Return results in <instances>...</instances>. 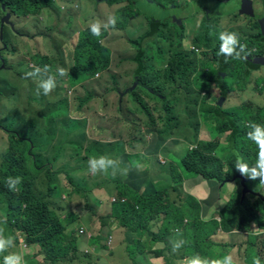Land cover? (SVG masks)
<instances>
[{"label":"rangeland","instance_id":"obj_1","mask_svg":"<svg viewBox=\"0 0 264 264\" xmlns=\"http://www.w3.org/2000/svg\"><path fill=\"white\" fill-rule=\"evenodd\" d=\"M108 1L110 0H56L57 10L49 12L48 16L51 20L47 25H38L36 27L34 25H22V23L27 22V19L20 20L19 25H13L17 40L12 44V51H10L7 45L6 38L0 40V54L6 60L5 62H3V60L0 62V73L7 70L11 71V73L7 72L1 76L2 83L7 82L11 84L10 86L13 88V91H18V96H14L16 92L12 91H3L0 94V164L8 147V137L4 129H6L10 121L16 117L19 122L22 123L23 129L26 130V136H32L36 139L31 146V159L36 161V158L39 165L43 164L39 170L37 168L38 173L35 175L33 191L36 194L43 195L45 200H49L50 206L56 211L65 210V206L67 205L80 208L85 207L86 197L88 199L89 195H92V191L107 192L109 187L115 191L119 168L121 165L124 166L126 155L121 151L114 150L111 146L112 143L108 142V131L113 127L111 132L115 136V141L118 140L116 143H123L121 140H125L124 135L127 133V126L124 119L135 120L139 118L142 120V122H135L134 125L133 123L129 125L130 131L132 129L135 130V128H139L140 130L139 135L141 136V141L139 146L137 143H132L130 145L137 147L136 151L139 149L147 158L151 153L157 151V146L161 152L166 154L172 149L177 153L171 156V158L175 160L180 151H186L191 149V147H195L198 141H209L215 137H219L217 119L202 108L203 105L201 102L203 94L208 95V99L211 97L217 98L221 93V84L226 82L227 84H224L225 88L228 89V94H232L233 96H231L229 100L224 101L223 108H225V110L239 109L240 107L238 106L244 104V102L248 100L251 101L256 109L264 105L263 65H259V71L251 72L249 80L245 81L244 76L246 75L247 69L243 59H234L228 62L225 67L224 75L221 74V64L218 63L219 61H216L217 56L215 55L214 48L218 42V34L222 30L234 31L239 34L241 42L247 45L246 52L248 56L253 59V63L255 57L264 56V48L255 49L256 46H253L259 43V39L261 40L259 35L260 26L259 24L256 25V21H254L255 18H251L240 12L241 6L239 7V0H151L153 3L146 0H132L133 7L131 11L137 9L141 11L144 16L154 17L165 22L168 21V25H175L177 20L181 23L180 25H183V35L180 36L184 37L180 45H178V43L172 45L171 39L163 41L161 34L158 36V39L162 41V47L166 44H170L173 50L171 55L176 53L173 67L176 69L175 75H177V77L182 75L180 61L184 53L188 54V56L184 55L185 61L187 62V69L189 70V77H187V79L190 83V89L193 90L195 94H185L184 104L182 101V92H179L177 95L171 92L169 95L172 85L166 87L169 100L176 97L178 101L180 100V106L174 105L172 107L175 114H180L179 116L184 117L182 122H174L173 126L169 124L168 131L171 129L173 133L170 137L166 138L160 133L167 129V124L165 122L159 121L157 126L153 118H150L148 114L142 113L134 108V105L129 104L126 98H121V101L119 98L120 94L117 96L108 93V87L114 86L109 74L120 75L123 80L120 79L119 83L122 85H130L131 83V71L134 65L130 61L134 56L135 50L132 48L130 40H136L148 30V21L143 16L133 17L127 21L128 27L126 35L125 30L107 31L108 39L106 42L104 40L103 43L105 42V44L110 47L114 58L112 60L110 73H106L103 77L97 75L89 82V87L97 93V98L90 100L80 109H77L78 102L85 94L86 86H78L71 89L67 85L66 88L64 80H61L65 78V76L61 77L57 73V68L64 67L70 71L73 65L69 51L73 49L72 44L76 43V40L73 42L74 35L72 31L74 28L79 26L84 28L96 20L105 22L108 16L126 11L131 0H124L113 5H107ZM252 1L254 2V0ZM254 5L255 9L257 8L256 10L261 11L260 6L256 5V3ZM5 13L6 12L0 9V25L4 22V27L6 26ZM173 19H175V21H173ZM181 19H183V21H180ZM12 20L14 19L8 18V22ZM54 25L56 28L49 34L51 41H46V37L42 38L46 33L44 31H46L48 27L53 28ZM162 29L164 30L163 27ZM57 32H59L64 39L58 35ZM71 35L73 36L70 38ZM171 36L172 35L168 32V37ZM53 37L58 41L53 40ZM57 52L58 55L56 54ZM20 55L25 57L23 62L19 58ZM33 55H46L49 58H55L57 55V58H52L53 63L49 73H43L33 79L25 75L36 68L31 62V57ZM206 63H211V70L205 68L204 65ZM166 64L167 62L165 61L162 66L165 67ZM169 67L164 68V71ZM179 67L181 69H178ZM233 73L236 74V77L233 76ZM48 76H53L55 78L57 87L49 96H45L44 99H41L31 86L33 82L37 83L40 78H47ZM217 79L220 80V84ZM69 89L72 91H69ZM61 99H63V104L60 105L59 101ZM147 102L150 103L151 108L157 104L154 99L151 101L147 99ZM206 105L213 106V103L208 100L206 101ZM16 111H18V115L15 114ZM183 111L186 114L192 111H194V113L187 116ZM154 115L155 117L158 116V114ZM185 121L189 123V130L188 124L186 125ZM107 125H109L110 128L103 132V128ZM120 126H123L125 131ZM158 127L161 130L159 134H156L154 129ZM183 130H185L189 136H186V142H181V146L177 149V140L182 138ZM229 133L232 132L228 131L222 134L221 139H219L220 145L217 151V157L219 159L228 160L229 157H231L228 151L225 153L226 146L224 145L225 138ZM174 138L176 140H174ZM107 142L110 145H107ZM94 144L97 146V149L93 146ZM104 144L107 145L106 148ZM130 146L126 144L124 150L130 152ZM246 147L248 153L253 156L254 147L252 142L251 144L248 142ZM87 148L91 150V156L106 155L117 160L119 168L116 174L114 176L111 174L107 176L103 174L92 175L88 169V160L91 156H89L88 159L83 157V155L87 153ZM33 153H35V155ZM243 155L246 158V154L243 153ZM171 158L169 159L170 161L172 160ZM128 160L130 161V157H128ZM162 160L164 161L166 159L163 157L161 161ZM232 163L233 164L225 162L223 166L227 170H230L234 168L235 160H232ZM252 164H254V162L249 165ZM244 178L245 184L248 179L246 177ZM224 183H218L219 186H223L219 189L217 200H215L213 196L210 197L215 200L214 205L210 206L209 201L205 203V215L214 216V219L218 220H220L218 215L219 209L227 204L235 188L242 187L241 182H239V177L230 182L226 180ZM49 188L52 190L54 189L53 197H47ZM246 190L249 193L250 190L248 188H246ZM254 190L261 195L264 194V186H256ZM171 192L173 191H170L171 200L176 201L179 205L188 197L187 190L183 189L181 186L178 190L174 191V193ZM108 197H111L110 200L113 203L116 201L115 196L111 195ZM5 210L6 208L0 205V222L2 218H4L2 214ZM84 211L85 209L73 211V216L77 220L78 226H81L77 227V230L79 229L80 231V228H83V230L80 231L82 234L85 231V227L87 229L93 228L92 230H96L98 227V217H95L96 213L92 214L93 221L90 223V226L87 227L86 215L85 218L83 217ZM157 221L159 220H156V222ZM149 223L154 226L153 222ZM72 224H75V221ZM155 230H158V228H155ZM105 231L107 232L105 238L107 235L111 234L113 236L112 243H114L115 236L113 235L112 228H106ZM121 231V238H124L125 241L130 238L132 232L125 234L123 230ZM126 231L129 230L126 229ZM180 232H182V237L178 235L173 239L171 237L170 244L171 241L176 239L183 238L186 240L183 231ZM219 232L221 231L219 230ZM17 234H19V236H17V241H14V244L18 242L20 247L15 251L7 250L0 253V264H4V257L11 253L22 255L25 264H45L46 261L42 258H34V260H32L33 255L37 252L35 250H37L38 246L26 242L23 236L20 235V231H17ZM175 234H177V231H175ZM84 237L85 234L81 235V238ZM19 238L23 240V243L19 241ZM222 239L225 240V237H222ZM222 239L219 240H221L224 245L215 243L212 250L217 255H223L224 253L231 254L234 264L240 261L239 253L242 254L241 257L243 260L244 247L235 251L228 245H225H231V242H224ZM110 240L111 239L108 238V242H110ZM244 245L245 244H243V246ZM170 250L172 252V248ZM172 255L174 258L179 257V259H183L190 255L194 256V254H185L183 249H180L178 253L172 252ZM86 263L87 261L83 260L82 264Z\"/></svg>","mask_w":264,"mask_h":264},{"label":"trees","instance_id":"obj_2","mask_svg":"<svg viewBox=\"0 0 264 264\" xmlns=\"http://www.w3.org/2000/svg\"><path fill=\"white\" fill-rule=\"evenodd\" d=\"M53 1L0 0V9L3 8L5 11L17 17L27 18L39 15ZM122 1L124 0H110L107 2V5L118 4ZM146 1L153 3L151 0ZM254 2L261 7V11H257V13L255 11V16L250 17L255 18L256 25H261L260 22L264 17L261 20H259V17L264 15V0H254ZM240 4L241 0H239ZM132 7L133 3L131 0L126 11L115 14L118 22L114 29L126 30L128 27L127 21L133 17L143 16L148 21V33L146 31V34L144 33L136 40H130V44L135 50L134 56L130 61L134 65L132 76L142 86H147L152 89V93H146V95L157 100L160 104L158 110L161 114H159V117L161 121L167 124V129L160 133L167 138L173 133L171 129L168 131L169 124L173 126L174 122L181 123L184 118L179 116L180 114H175L172 107L174 105L180 106V100L178 101L177 97L169 100L168 96L171 92L175 95L179 92L193 95L195 92L190 90V83L187 79L189 76L184 72L187 70V62L185 61L184 55L180 61L182 69L180 67L178 68L182 70V75L177 77L175 75L176 69L173 67L176 53L171 55L173 50L170 44L162 47V41L158 39V36L161 34L163 41L171 39L172 45L175 43L180 45L184 37L180 36L183 35V25H180L181 23L178 22L175 25H168L167 20L165 22L154 17L144 16L137 9L131 11ZM180 21H183V19ZM74 29H78V27ZM47 30L51 31L52 28L49 27ZM107 31H103L102 36L95 37L91 34L88 27L78 34V41L72 52L73 65L69 74L61 79L64 80L66 88L67 85L71 89L78 86H86L85 94L78 102L77 109H80L90 100L97 98V93L90 89L89 82L97 75L102 77L106 73H110L112 52L103 44V41L107 37ZM168 32L172 35L171 37H168ZM259 35L261 40L259 39V43L253 45L256 46L255 49L264 48V34L261 32V26ZM219 45L220 41L218 40L214 51L217 56V61L221 64V74L224 75L227 63L234 59L229 58L228 62L225 63V58L218 55ZM56 54L58 55V52ZM57 55L55 58H57ZM154 57L159 60L160 65L168 59V66H171L165 71L164 68L156 70L151 68L149 63ZM262 57L264 56H258L255 59ZM52 58L54 57L49 58L46 55H33L31 62L41 69V73H49L52 68ZM2 60L5 62L0 54V62ZM243 60L247 69L244 80L248 81L250 73L253 70H258L260 66L259 64H254L253 59L249 56ZM46 65L49 66V71H44ZM233 76L236 77V74L233 73ZM109 77L114 84L111 91H115L122 77L114 74H109ZM217 80L220 84V80ZM224 84H221V93L217 98L211 97L208 99V95L203 94L201 102L203 110L212 114L217 119L219 137H215L210 141H198L195 148L180 151L179 156H177L178 158L176 157L174 160L176 162L168 169V176H170L169 187L164 188L160 185L156 188L155 193L142 195L138 191L129 188L122 181H119V179L116 181V201L111 205V214L108 217L101 218V220L104 221L102 222L103 224H105V221H113L117 224V227L132 231L133 236L135 234L133 242L127 244L128 255L133 260L136 259V254L141 253L138 250V246H145L147 244L152 246L156 242H164L166 248L161 251L162 255H165L166 251L170 254L167 258H174L170 250V239L172 233L177 230L183 231L186 236L187 243L181 248L185 254H194L195 256L203 255L210 260L223 258L225 255V253L223 255L212 254L215 243L224 245L212 238L219 230L225 232L234 230L248 231L251 229V224L254 221L260 223L261 225H258L264 230V198L261 195H257L258 192L256 193L254 190L256 186L261 185L258 179L250 180L247 178L248 181L245 185L234 189L230 200L225 206L219 209L218 215L220 220L214 219V216L208 220L202 217V206L191 194H188L187 199L181 205L171 200L169 188L171 187L173 192L178 190L185 179L194 181L202 178L204 181H216L222 184L226 180L230 181L233 177H237L238 170L235 166L230 170H227L223 166L225 162L233 164L232 160H236L237 155L236 153L234 154L233 150L239 149L240 156L244 160H248L249 164H251V161L255 163L257 159L259 149L255 143L246 138V135L251 130L249 127L251 123L264 125V109H256L251 101L248 100L244 104L239 105V109L225 110L223 103L228 98L229 91L225 88ZM169 85L172 86L170 87L171 89L168 95V92L166 93V87ZM200 86L203 87L202 85ZM5 87L13 91L10 85H6ZM3 91H5L4 88L0 89V94ZM16 95L18 96V94ZM132 100L141 103V98L138 94L133 93ZM208 100L213 103V106L206 105V101ZM182 101L185 104V99H182ZM219 101H222V106L220 107L218 106ZM175 102L177 103L174 104ZM59 104H63V99L59 101ZM183 113L185 112L183 111ZM193 113L194 111L185 114L188 116ZM185 123L186 125L188 124L187 121ZM228 131L232 133L225 138L224 145L226 146L225 153L228 151L231 157L228 160L219 159L217 157V151L220 145L219 139H221L222 134ZM4 132L8 137V147L0 164V205L4 206L6 210L3 213L4 220L0 222V227L4 228L5 236L7 234L11 235L16 242V233L20 231V234L26 242L38 246V255H41L42 259L46 261L45 264H64L75 259L79 261L78 264H82L83 260L87 261L86 264L91 263L87 258L89 255L81 252L77 246V235H79L77 229L72 228L71 231H67V228L72 226V223L76 219L71 212L65 213L67 207H71L73 210L76 208L89 210L87 209V197L86 205L83 208L67 205L65 210L62 211L53 209L50 206L49 200H45L43 195L36 194L33 191L35 175L38 173L37 168L39 170L43 165H39L37 159L34 161L30 157L32 152L29 143L35 142L36 139L32 136L24 137L22 135V123L16 117L10 121L8 127L4 129ZM248 142L250 144L252 142L254 147L253 156L248 153L246 147ZM243 153L246 154V158ZM17 176L22 178L21 183L17 185L18 191H11L7 184L8 178ZM163 184H166V182ZM246 188L250 190L249 193L247 190L244 191ZM48 190L47 197H53L54 189L49 188ZM64 213L65 217L63 218ZM156 220L159 221L156 222ZM149 222H153L154 226ZM155 228H158V230H155ZM102 235L101 232L94 236L90 242L97 243ZM168 236L169 238L167 240ZM253 245L250 244L251 247ZM152 251L151 248L148 253ZM248 251L250 253L247 257V262L252 264L253 258L258 256L262 264H264V239L260 241V249L258 252L252 248L248 249Z\"/></svg>","mask_w":264,"mask_h":264},{"label":"crops","instance_id":"obj_3","mask_svg":"<svg viewBox=\"0 0 264 264\" xmlns=\"http://www.w3.org/2000/svg\"><path fill=\"white\" fill-rule=\"evenodd\" d=\"M56 10H57V4H56V0H54L53 3L49 7L45 8L37 16L27 17V18L26 17H17V16L8 12L9 18L14 19V20L7 22L5 24L6 25L5 27L3 25H0V40H3V38H6L7 45L9 47L10 51H12V49H13L12 44L15 40H17V36H15V33H14L13 25H19V23H20L19 21L25 20V19H27V22L22 23V25H34L35 27L38 25H47L49 23V21L51 20L48 16L49 12L50 11H56ZM82 26H85V25H82ZM88 26L89 25L85 26L84 28L79 26L78 29H73V31H72L73 35H74L73 36L74 37L73 42L75 40H76V42L78 41L79 32L88 28ZM50 28H52V27H50ZM55 28L56 27L54 25L51 31H48L46 29V31H44L46 33L42 36V38L46 37V41L50 40L49 34L51 32H53ZM111 30H115V29H111ZM126 32H127V29L125 30V35H126ZM1 33H3V34H1ZM57 34L62 37V35L59 34V32H57ZM30 38L34 39L33 37H30ZM52 39L58 41L54 37ZM107 39H108V37L105 38V42ZM105 42L103 44H105ZM72 45L74 48L76 43H74ZM108 48L110 49V47H108ZM183 50H185V49H183ZM69 52H70L69 55L72 58L73 49L70 50ZM184 55L188 56L187 53H184ZM19 58L21 59L22 62L25 59V57L22 55H20ZM113 59L114 58L112 55V60ZM166 62H167V64L164 67V66H162L163 63L160 65L159 60L156 59V57H154L153 60L149 63V65L151 68H153L155 70L171 66V65L168 66V59L166 60ZM7 72L11 73L10 70L2 71L0 73V89L4 88L5 91H12V90H9L5 87L6 85H11V84H9L7 82L2 83V77L1 76L3 74H6ZM184 72H186L188 74L189 70L187 69ZM41 74H43V73H40V75ZM131 74H132V71H131ZM121 80H123V78H121ZM31 87L36 93H38L36 82H33ZM112 87L113 86L108 87V90H109L108 93H112V94H115L117 96H118V94H120V97H119L120 100H121V98H126L127 102L129 104L134 105L133 106L134 108L138 109L142 113L148 114L150 116V118H153L156 121L157 126H158L159 121H161V119L159 117L160 111L158 110L160 104L156 100L157 104L151 108L150 103L147 102V99L150 101L152 100V98L150 96L146 95V93H152L151 88H149L147 86H142L141 84H139V82H137L135 80L134 76H132V75H131L130 85L126 86V85L118 84L115 91H111ZM12 92H16V91H12ZM17 93H18V91L14 94V96ZM133 93L139 95V97L141 98V103H137V102H134L132 100ZM38 95L40 96L41 99L45 98V96L42 93H38ZM231 96H233V95L229 94V96L226 100H229L231 98ZM182 99H185L184 93L182 94ZM34 109H36V108H34ZM15 114L18 115L19 114L18 111H16ZM154 114H158V116L155 117ZM124 120H125V124L127 126V133H125V135H124L125 140H121L123 143H121V142L116 143L118 140L115 141V136L111 132L113 130V127L108 131V136H109L108 142L112 143L111 146L114 148V150L115 151H121L123 154H125L127 156V157L125 156L124 166L121 165L119 168L117 180L119 179V181H122L129 188L138 191L142 195H150L151 193H155L156 188H158L160 185H162L164 188L169 187L170 176H168V174H169L168 169L170 168V166L174 165V160L171 158V156H174L177 153L171 149L169 151V153L166 154L164 152H161L159 147L157 146L156 147L157 151L151 153L146 158L139 149H138V151H136L137 147L130 146L132 143H137V145L139 146L140 141H141V139H140L141 136L139 135V133H140L139 128H135V130L132 129L130 131L129 125H131V123H133V125H134L135 122H142V120L139 118H137L135 120H133V119H129V120L124 119ZM161 122H164V121H161ZM187 126H188V130H189V128H190L189 123ZM120 127L124 130L123 126H120ZM109 128H110L109 125L105 126L103 128V132H105ZM154 130L156 131V134H159L161 129L158 127L157 129L155 128ZM229 134H227L226 137H228ZM22 135L24 137H27L26 136V130L23 129V125H22ZM186 136H189V134L187 132H185V130H183L182 138L177 140V142H178L177 143V149H178V147L181 146V144H182L181 142H186ZM174 140H176V139L174 138ZM205 141H207V140H205ZM33 142L29 143L30 147L32 146ZM108 142L106 144L110 145ZM106 144H104L105 148L107 146ZM126 144L131 147L130 152H127L124 150V148L126 147ZM93 146H95V148L97 149V146L95 144ZM30 150H31V148H30ZM92 150H93V147H92ZM233 152H234V154L236 153V155H237V154H239L240 150L236 149V150H233ZM33 154L35 155V153H33ZM91 155H92L91 150L89 148H87V153L84 154L83 157L88 159V157ZM178 156H179V154H178ZM128 157H130V161L128 160ZM163 157L166 160L161 161V159ZM170 158L172 159L171 161L169 160ZM133 161L138 162L139 167L133 166L132 165ZM245 162L248 163V160H245ZM238 174H239V171L237 173V177L233 178L230 181L237 179ZM164 182H166V184H163ZM239 182H240V179H239ZM180 186L183 187V189H186L188 194L193 195V197L196 198L200 202V204L202 206V215L206 214L205 203L209 201L210 206H213L215 200H217V198L219 196V189L222 188V186H219V184L216 181H204L202 178H199V179L194 180V181H191L190 179H185L183 184H181ZM260 186L262 187L264 185H260ZM115 189H116V186H115ZM169 191H172L171 187L169 188ZM171 193H174V192H171ZM111 195L116 197L115 191L110 187L107 189V192L92 191V195H89V197H88L89 203H88L87 209H89V210L84 211L83 217L85 218V215H86V222L88 224L87 227H89L90 223L93 221V218H92L93 215L92 214L96 213L95 217H98L97 218L98 227L96 230H92L93 228L87 229L85 227V231L83 232V234L79 231V229L77 230V232L79 234V235H77V246L81 250V252L89 255L87 257L91 261V263H89V264H167V263L168 264H189V260L192 257H194L195 255L194 256H191V255L186 256L183 259H179V257H177L175 259L173 257L167 258L168 256H170V254L167 253L166 251H165V255H162L161 251L166 248L164 246V242H156L152 246H150L148 244L145 246H138V250L141 253L136 254V259L133 260L128 255L127 244L133 242V239L135 238V234L133 233L134 236L132 234H130V238L126 239V241H125L124 238L120 237V235H122L121 230H123V233H125V234H127L128 232H132V231H126L123 228L117 227V224L113 221H109V222L105 221V224L102 223L104 221H102L101 218L108 217L111 214V205L113 202L110 200L111 197H108ZM257 195H261V194L257 193ZM106 196H107V198H106ZM211 196H213L215 200L211 199L210 198ZM261 196L264 198V194ZM89 204H90V207H89ZM78 209L79 208H76L73 210L71 207L70 208L67 207V210L65 211V213L71 212L73 214V211H76ZM65 213L62 216L63 218L65 217ZM2 215L4 216V214H2ZM204 218L206 220H208V219H212L213 217L212 216L208 217L207 215H205ZM2 220H4V218H2ZM258 224H260V223H256L255 221L252 222L251 229L248 231H238V230H234L231 232L221 231L223 234L218 231L216 234H214L212 236V238H214L217 242L223 243L219 239H222V237H225V240L222 239V240H224V242H231V245L230 244H225V245H228L231 249H233L235 251L244 247L243 260L241 257L242 254L239 253L240 261L237 262V264H250V262H247V257L250 253V251H248V249L252 248L258 252L260 249V241H261V239L262 240L264 239L263 234L257 235V236L249 235V233L253 230V227H257L258 231H260L261 233H264L263 228L260 227ZM77 227H81V226H78L77 220H75V224L68 227L67 231H71L72 228L76 230ZM106 228H112L113 235L115 236L114 237V243H112L113 236L111 234L107 235L105 238V234L107 233L105 231ZM80 230H83V228H80ZM101 232L103 235H102V237H100L99 241L97 243H91L90 241L92 240V238L94 236L100 234ZM84 234H85V237H84L85 239L81 238V235H84ZM117 234H118V239H117ZM176 235L177 234H175V232L172 233V236H171L172 239ZM223 235H225V236H223ZM17 236H19V234H17ZM245 237H246V240H245ZM108 238L111 239L110 242H108ZM168 238H169V236L167 237V240H168ZM19 241H21V243H23V240L21 238H19ZM243 244H245V245L243 246ZM250 244H254V245L251 247ZM170 245H171L170 248H172V241H171ZM19 247H20V245L17 242L16 244H14V247H12L8 250L15 251ZM150 247L152 248L153 251L151 253H148L151 250ZM246 247H247V249H246ZM35 251H37V252L33 255L32 260H34V258H40L41 259L42 256L38 255V248ZM212 254L217 255L214 251H212ZM225 255H228V254H225ZM199 256L202 258H206L203 255H199ZM129 259L131 260V262ZM178 260H180V261H178ZM77 263H79V261L75 259L72 261L65 262L64 264H77Z\"/></svg>","mask_w":264,"mask_h":264},{"label":"clouds","instance_id":"obj_4","mask_svg":"<svg viewBox=\"0 0 264 264\" xmlns=\"http://www.w3.org/2000/svg\"><path fill=\"white\" fill-rule=\"evenodd\" d=\"M117 22V17L115 15H110L105 22L96 20L95 22H92L88 27L93 36L100 37L102 36L103 31H107L110 28L114 29ZM218 40L220 41L218 55H221L225 58V63L228 62L229 58L235 60L247 59V45L241 42L240 36L237 32L222 30L218 34ZM204 66L205 68L211 70V63H206ZM49 70V66L46 65L44 71ZM40 73L41 69L39 67H36L33 71L28 72L25 75L26 77L35 79L40 75ZM57 73L61 77H63L69 74V70L64 67H59L57 68ZM56 87L57 83L53 76L40 78L37 81L38 93H42L44 96H49L56 89ZM69 91L72 90L69 89ZM249 127L251 128V130L247 133L246 138L257 145L259 149L257 153V159L254 164L249 165L247 162H245L242 156L237 154L234 166L240 172L241 176H244L250 180L258 179L259 183L264 185V125L251 123ZM132 165L135 167H139V164L136 161H133ZM118 168V161L106 155L91 156L88 160V169L92 175L103 174L107 176L111 174L114 176ZM21 179L22 178L19 176L9 177L7 181L8 188L11 191H18L17 185L21 183ZM239 179L241 182L240 177ZM4 231V228L0 227V253H3L8 249L14 247V238L11 235L5 236ZM261 234L264 233L258 231L257 227H253V230L249 233V235L251 236H257ZM177 235L182 237V232L177 230ZM186 243L187 241L183 238L172 241V252L178 253ZM4 264H25V262L22 255L11 253L4 257ZM189 264H234V260L231 254L225 255L223 258L211 260L202 258L197 255L189 260ZM252 264H262L261 259L258 256L254 257Z\"/></svg>","mask_w":264,"mask_h":264},{"label":"water","instance_id":"obj_5","mask_svg":"<svg viewBox=\"0 0 264 264\" xmlns=\"http://www.w3.org/2000/svg\"><path fill=\"white\" fill-rule=\"evenodd\" d=\"M254 2L252 0H241V13L242 14H246L248 16H255V7H254ZM1 10L5 13V19H6V23L8 22V18H9V13H7V11H5L3 8H1ZM4 22L1 23V25H3ZM260 26H261V32L262 34H264V19L261 20L260 22ZM255 64H259V65H264V57L262 58H257L254 60ZM218 106H222V101H220L218 103ZM238 177L241 178V185H245V178L241 176L240 172L238 174ZM244 191H246V189H244Z\"/></svg>","mask_w":264,"mask_h":264},{"label":"flooded vegetation","instance_id":"obj_6","mask_svg":"<svg viewBox=\"0 0 264 264\" xmlns=\"http://www.w3.org/2000/svg\"><path fill=\"white\" fill-rule=\"evenodd\" d=\"M253 4H255V3H253ZM241 6V4L239 5V7ZM254 7H255V5H254ZM257 9V8H256ZM255 9V11H256V13H257V11H259V10H256ZM232 13V12H231ZM264 14V13H263ZM248 16V15H247ZM261 17V18H260ZM259 17V20H261L263 17H264V15H261ZM173 18V17H172ZM173 21H175V19H173ZM178 22V20L176 21V23ZM173 23H175V22H173ZM179 23V22H178ZM260 26V25H259ZM219 63V62H218ZM255 71H259V70H253L252 72H255ZM261 108H263L264 109V106L263 107H261Z\"/></svg>","mask_w":264,"mask_h":264},{"label":"built area","instance_id":"obj_7","mask_svg":"<svg viewBox=\"0 0 264 264\" xmlns=\"http://www.w3.org/2000/svg\"><path fill=\"white\" fill-rule=\"evenodd\" d=\"M194 147H191V149H193ZM114 201V200H113ZM80 231H82V230H80Z\"/></svg>","mask_w":264,"mask_h":264}]
</instances>
